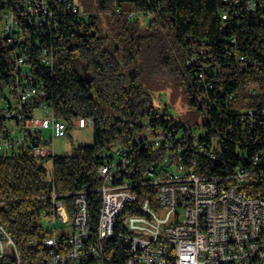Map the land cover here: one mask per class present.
Here are the masks:
<instances>
[{
	"label": "trees",
	"instance_id": "obj_1",
	"mask_svg": "<svg viewBox=\"0 0 264 264\" xmlns=\"http://www.w3.org/2000/svg\"><path fill=\"white\" fill-rule=\"evenodd\" d=\"M51 1L55 24H45V34H39L40 26L25 17L21 24L26 65L34 81L46 90L32 104L46 103L68 127L75 117H92L95 130L92 144L78 146L72 155L56 154L50 173L29 149L0 154V221L25 264H45L46 249L28 244L31 237L51 233L43 223L50 208L44 195L53 188L59 193L87 189L95 235L101 208L98 166L112 157V145L132 140L136 145L144 136L145 120L173 129H198L185 126L155 104L144 86L147 76L169 77L185 90L192 108L206 113V148L215 139L218 156L203 159L202 153H194L200 172L221 173L238 163L237 145H252L254 150V138L249 137L247 128H241L237 117L245 109L259 112L264 107V0H255V10L241 6L236 13L231 9L228 21L221 17L223 0H71L88 12L86 15L68 11L70 0ZM17 3L10 0L9 5L18 9ZM115 6L153 10L154 15L147 20L130 18L113 11ZM44 47L53 59L52 66L41 60ZM11 50L0 40V72L8 79L13 71L8 56ZM240 54L249 59L245 68L237 64ZM193 55L195 61L187 63ZM251 84L259 86V93L246 92ZM3 86L0 84V95ZM34 138L30 133V142ZM136 149L134 164L144 170L154 154L142 147ZM185 161L191 164L187 158ZM127 252L116 228L102 259L106 264H125ZM0 264H15V259L7 256Z\"/></svg>",
	"mask_w": 264,
	"mask_h": 264
},
{
	"label": "built area",
	"instance_id": "obj_2",
	"mask_svg": "<svg viewBox=\"0 0 264 264\" xmlns=\"http://www.w3.org/2000/svg\"><path fill=\"white\" fill-rule=\"evenodd\" d=\"M223 1L224 21L231 19V9L236 13L241 6L255 10V0ZM18 3L14 9L10 0H0V40L11 47L8 56L13 65L9 79L0 72V84L4 85L0 95V150L29 149L34 157L48 161L56 155L52 140L63 137L68 125L46 103L32 104L46 90L34 81L26 65L21 24L25 17L40 26L39 34H45L43 26L54 25L55 15L51 0ZM20 4L25 9H20ZM66 7L76 15L88 13L71 0ZM112 10L143 20L154 15L153 10H122L117 6ZM195 59L193 55L187 63ZM41 60L53 64L47 47ZM237 64L247 67L248 57L240 54ZM246 92L257 94L259 86L251 84ZM255 111L245 109L237 117L241 128H247L249 137L254 138V150L252 145H237L238 163L221 169V173L198 171L194 153H202L203 159L218 156L215 139L206 148V128L200 132L143 121L142 139H137L136 145L134 140L114 143L112 157L98 166L102 181L96 234H92L88 190L59 193L53 188L43 196L50 203L43 223L51 233L31 237L28 244L33 249H46L45 264H106L102 259L106 242L118 228V236L128 246L125 264H264V107ZM73 122L95 126V120L87 116L75 117ZM45 130L50 131V137ZM30 133L35 137L33 143ZM141 147L154 154L144 170L134 164L136 148ZM59 222L64 228L58 227ZM7 256H13L15 264H25L0 221V260Z\"/></svg>",
	"mask_w": 264,
	"mask_h": 264
},
{
	"label": "rangeland",
	"instance_id": "obj_3",
	"mask_svg": "<svg viewBox=\"0 0 264 264\" xmlns=\"http://www.w3.org/2000/svg\"><path fill=\"white\" fill-rule=\"evenodd\" d=\"M144 86L156 105L161 107V109L165 108V110L170 111L185 126L197 127L200 132L205 129L203 124L208 119L206 113L192 108L188 103L185 90L181 86L176 85L172 79L161 74H152L147 76ZM11 123L13 124V122ZM94 130L92 125L78 126L75 122H72L66 134L63 137L54 138L51 146L57 155L75 154L78 146L93 143ZM44 133L46 137H50L49 130H45ZM2 153L5 152L0 150V154ZM112 153L113 149L111 148L109 154ZM39 163L46 168L48 173L53 170V159L48 161L41 160ZM58 227L64 228V225L59 222Z\"/></svg>",
	"mask_w": 264,
	"mask_h": 264
}]
</instances>
